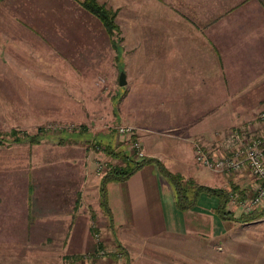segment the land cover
<instances>
[{
  "label": "crops",
  "instance_id": "1",
  "mask_svg": "<svg viewBox=\"0 0 264 264\" xmlns=\"http://www.w3.org/2000/svg\"><path fill=\"white\" fill-rule=\"evenodd\" d=\"M251 27L255 21H187L179 25L176 42L173 36L165 40V108L169 112L176 104L181 113L166 119L165 129L173 132L157 139L160 152L153 147L158 136L143 138V156L157 157L175 172L169 162L177 145L185 155L195 147L191 139L199 137L214 148L234 125H258L254 118L264 109V58L261 67L233 61L242 58L239 49ZM40 142L0 144V264H65L68 259L73 264L72 257L88 248L84 243L90 245L93 226L102 245L98 239L91 244L97 243L96 253L112 250L114 264H264V218L237 219L245 212L237 204L231 208L234 215L222 216L220 194L194 188L193 205L182 208L160 166L148 162L127 179L106 183L109 215L101 203L104 172L98 163L95 169L89 164L119 158L87 148L83 140L46 147ZM210 170L212 181L199 184L241 196L254 192L248 169L242 174ZM246 173L251 179L242 176ZM231 174H237L236 184L227 178ZM77 234L83 242L75 246Z\"/></svg>",
  "mask_w": 264,
  "mask_h": 264
},
{
  "label": "rangeland",
  "instance_id": "2",
  "mask_svg": "<svg viewBox=\"0 0 264 264\" xmlns=\"http://www.w3.org/2000/svg\"><path fill=\"white\" fill-rule=\"evenodd\" d=\"M99 1L117 11L120 57L103 23L78 0L0 2V137L3 138L0 144L15 142L9 135L13 125L30 133L43 125L46 133L41 138L42 147L61 141L82 144L83 140L87 148L104 155V143L109 142L137 155V150L130 146L132 140L118 132L117 127L124 123L135 126L142 148L143 138L151 140L158 136L153 147L160 152L158 142L173 132L165 129L166 119L169 121L173 114L181 113L176 104L170 106L169 112L165 108V40L173 36L176 42L179 25L187 21H255V28L252 26L250 31L247 28V41L239 49L242 58L233 57V61L240 66L263 64L264 34L258 32L264 30V24L260 26V21H264V0ZM122 70L127 76L124 85L119 82ZM204 99L203 96L201 101ZM261 111L254 118L258 125H234L228 132L236 128L247 136L261 132L263 126L258 119ZM227 133L218 139L223 143L213 146L219 152L224 150ZM191 141L195 145L200 139ZM31 144L34 143L23 142V146ZM180 148L177 145L169 166L175 173L181 172L187 198L191 200L198 181L210 182L214 173L197 160L195 147L192 151L187 149L185 155ZM119 160L113 163L101 158L103 169L122 163ZM97 163L93 160L89 167L95 169ZM237 174L227 178L236 184ZM242 176L251 179L247 173ZM167 179L176 190L175 182L168 176ZM234 206L227 205V209ZM260 218L264 216L254 220ZM96 231L94 227L91 229L90 245L84 243L88 248L81 258L72 257L73 264H114L112 250L106 247L96 253L97 243L91 244L97 239ZM105 231L101 229L102 233ZM76 238L75 246L83 242L80 234ZM70 261L65 264H72Z\"/></svg>",
  "mask_w": 264,
  "mask_h": 264
},
{
  "label": "trees",
  "instance_id": "3",
  "mask_svg": "<svg viewBox=\"0 0 264 264\" xmlns=\"http://www.w3.org/2000/svg\"><path fill=\"white\" fill-rule=\"evenodd\" d=\"M80 5L91 14L95 15L104 25L106 31L111 36L112 45L119 53L117 56L120 57L122 51V45L119 39L116 38L117 34L120 32L121 27L119 22L117 21V11L109 8L105 3L100 2L99 0H78ZM1 2V0H0ZM45 127L43 125L38 127V131L35 133H30L25 130H20V128H12L9 132V135L13 137V141L16 142H24L29 141L30 143H39L41 138L45 135ZM3 141V138L0 137V142ZM111 142V141H110ZM105 153L111 155L113 157L121 158V164H110V166L105 170L102 177L101 191H102V199L101 203L103 204L106 213L111 215L110 207L108 205L107 199V189L106 183L109 180L117 179V180H125L136 170L141 168L148 162H157L160 166L161 171L165 173L166 176L172 179V182H175L176 193H177V203L180 207L185 208L193 205L194 203V195L191 200L187 197L189 194L187 193V185L185 187L183 179L181 178L179 173H175L168 168H166L159 158L153 156H142L138 157L135 153H128L123 151L122 149H117L112 143H104ZM195 190H206L213 193H218L222 196L221 205L218 208L219 213L226 217L230 215H234L232 210L227 209V205L230 199V192L226 189L220 191L218 188L201 185L198 184L195 187ZM187 198V199H186ZM264 216V207L256 208L250 212H242L237 219L249 221L254 220L257 217ZM94 230L97 228L95 226ZM97 232V231H96ZM100 243V240H99ZM100 245H102L100 243ZM118 251H121L124 255H127L126 250L120 244H117ZM98 253V252H97ZM75 257H82V254H76Z\"/></svg>",
  "mask_w": 264,
  "mask_h": 264
},
{
  "label": "built area",
  "instance_id": "4",
  "mask_svg": "<svg viewBox=\"0 0 264 264\" xmlns=\"http://www.w3.org/2000/svg\"><path fill=\"white\" fill-rule=\"evenodd\" d=\"M263 129L251 136L244 135L240 130L233 129L227 133L224 150L209 148L201 142H195L197 160L216 172L234 171L243 173L250 171L256 182L254 192L250 195L241 196L240 193L231 191L229 205H239L245 212L264 206V110L258 114ZM118 132L128 140H132L131 147L137 150V156L142 157L144 151L141 141L136 138L135 126L120 124ZM99 160V161H98ZM98 171L102 172L104 165L98 159ZM105 172V171H103ZM97 239L100 236L96 233Z\"/></svg>",
  "mask_w": 264,
  "mask_h": 264
},
{
  "label": "water",
  "instance_id": "5",
  "mask_svg": "<svg viewBox=\"0 0 264 264\" xmlns=\"http://www.w3.org/2000/svg\"><path fill=\"white\" fill-rule=\"evenodd\" d=\"M119 82H120L121 85H124V84L127 83V76H126L125 70L121 71Z\"/></svg>",
  "mask_w": 264,
  "mask_h": 264
}]
</instances>
